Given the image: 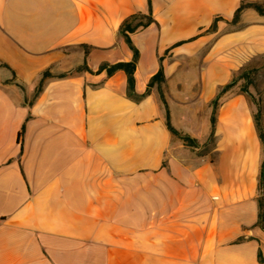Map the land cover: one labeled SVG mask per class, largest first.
Masks as SVG:
<instances>
[{
	"label": "crops",
	"instance_id": "1",
	"mask_svg": "<svg viewBox=\"0 0 264 264\" xmlns=\"http://www.w3.org/2000/svg\"><path fill=\"white\" fill-rule=\"evenodd\" d=\"M239 1L150 0L155 21L129 34L134 87L161 64L164 104L97 71L131 60L118 28L147 0H0V264H260L249 97L221 94L206 153L165 120L205 142L219 87L264 55V13L232 23Z\"/></svg>",
	"mask_w": 264,
	"mask_h": 264
},
{
	"label": "trees",
	"instance_id": "2",
	"mask_svg": "<svg viewBox=\"0 0 264 264\" xmlns=\"http://www.w3.org/2000/svg\"><path fill=\"white\" fill-rule=\"evenodd\" d=\"M147 2H148V10L146 13L134 12V13L130 14L128 17H126L121 22V24L119 25V28H118V34L124 38L125 42L127 43L129 48L133 52L131 60H129V61H118V62H114V63L102 62L99 65L97 71H101L104 69L106 71L107 75H111L116 70H122L126 76V95L129 98L133 99L134 101L141 100L144 96H146L150 92L151 88L153 86H155L158 93H159L161 101L165 104L164 96H163V84H164L165 78H164L163 69H162L161 64H160L158 70L156 71V73L150 77L144 92L138 93L135 91V87H134V70H135L136 60L138 57V51L133 46V44L131 43V40L129 38V34L133 31H135L136 29L141 28V27H145L148 24L155 21L151 15L150 0H147ZM244 8H253L258 13H264V0H240L239 5L237 6V8L235 9V11L233 13V16L231 19L232 23H236L238 21L239 15ZM215 21H216V18L213 19V22L208 29L209 31L213 30L215 28ZM176 44H178V42ZM0 65L7 67V64L2 62V61H0ZM251 66H252L251 63H248L245 66L241 67L239 70L233 72L231 79L227 83H225L224 85L219 87L217 94L210 101V103L212 105V113H211V118H210L211 130L209 133V137L207 138V140L205 142L199 143L198 140L196 138H194L193 136L175 129L169 121L168 112H165L166 126H167V129L169 130L171 136L178 138L179 140L182 141L183 144H185L191 148H198L200 153H206V152L210 151L213 147V144H214L213 134H214V123H215V110H216V106L218 103V99L223 92H225L229 88L235 86L237 81L240 79L243 80V85L239 88V90L242 93H244L250 97L249 91H248V86L252 85V82H253L252 76H253V73H255V71H256V69L254 67H251ZM82 69L90 71L85 63L77 66V68H76V70H82ZM40 75H41L40 80L38 81V83L35 87V91H34L35 95L40 90L43 79L47 76H50L51 74L47 69H45V70L41 71ZM253 118H254V122H255V126L257 129L259 139L263 145V159L261 162V168H260V172H259L258 186H257L258 192H257V198H256V200H257V221H256V224L264 229V223H263V217H264V188H263V180H264V130H263V126L261 123L260 116L259 115H253ZM21 133H22V128L19 131V135ZM209 145H211V148L208 147ZM239 239H241V238H238V240ZM257 260L260 264H264V259L261 255L260 250L257 251Z\"/></svg>",
	"mask_w": 264,
	"mask_h": 264
},
{
	"label": "rangeland",
	"instance_id": "3",
	"mask_svg": "<svg viewBox=\"0 0 264 264\" xmlns=\"http://www.w3.org/2000/svg\"><path fill=\"white\" fill-rule=\"evenodd\" d=\"M251 67L256 69L253 73L252 85L248 86L249 99L254 108V115H259L261 118V123L264 130V55L258 56L255 60L251 62ZM243 85V80L237 81L235 87L239 89ZM175 119H179V111L175 108ZM208 147L211 148V145Z\"/></svg>",
	"mask_w": 264,
	"mask_h": 264
}]
</instances>
